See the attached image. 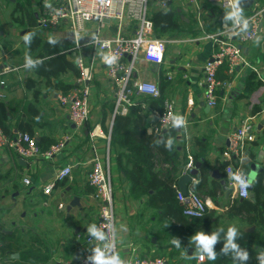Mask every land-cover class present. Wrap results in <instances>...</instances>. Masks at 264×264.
Instances as JSON below:
<instances>
[{
    "label": "crops",
    "instance_id": "1",
    "mask_svg": "<svg viewBox=\"0 0 264 264\" xmlns=\"http://www.w3.org/2000/svg\"><path fill=\"white\" fill-rule=\"evenodd\" d=\"M52 1L0 0V78L4 81L0 86V102L5 104V123L11 130L9 136L3 134L6 137L15 136L21 131L17 129V122L23 121L42 150L67 138L61 150L54 155L28 160L0 143V231L13 233L9 252L5 256L0 255V264H78L80 258L90 251L91 245L85 241V236L89 227L97 223L98 203L86 178L94 151L105 160L107 146L117 251L122 263L134 254L139 257L163 256L167 264H204L205 259L200 261L199 253H195L197 241L193 237L197 232L204 233L206 230L201 228L186 238H179L175 232L163 226L160 210L147 205V193L134 196L130 192L129 180L118 169L117 155L122 154L121 163L129 168V154L125 146L110 141L113 87L106 78L100 57L97 56L91 82L89 117L82 126L70 122L65 109L56 101L58 93L76 85L78 76L64 72L47 79L38 76L32 65L26 66V57L33 60L34 55L43 51L42 45L33 50L27 48L24 44L26 34H31V37L36 35L42 41L49 37L69 41L66 57L75 62L73 38H68L70 31L65 22L55 29L38 26L37 19L45 3ZM197 1L198 13L187 0H170L168 3L167 7L176 9L182 29L176 37L169 36L172 32L158 36L153 33L165 42L158 45L154 54L149 49L140 53L133 76L137 80L156 83L160 96L153 98L133 94L132 99L143 113L156 120V112L161 110L162 101L173 100L174 118L182 117L185 123L182 127H173L172 121L166 128L172 127L169 140L172 141L174 156L170 161H161L160 155L157 156L153 160L154 171L173 178L172 185L180 189L178 179L185 173L187 156L190 155L192 160L194 155L197 156L193 167L197 164L198 170L193 176L198 182L201 169L199 162L206 169V181L195 186L197 182L187 180L184 187L191 186L210 201L207 210L212 209L217 216L211 228L228 229L235 226L237 231L241 230L243 235H247L244 239L246 247L249 233L258 234L250 242L256 255L252 260L236 263L256 264L264 257V222H258L257 212L250 213L251 218H246L245 215L228 210L227 206L235 197H232L231 192L225 195L219 178L212 177L211 172L217 169L220 179H225L224 166L228 163L239 165L247 177L254 169L252 189L249 190L254 199H248L261 200L264 196V0H253L251 7L243 9L242 18L260 10L261 27L255 37L238 43L246 61L244 66L236 67L232 73L225 72L224 67L218 69L217 78L221 84L216 92L217 103L214 106L206 103L203 87V65L210 58L213 47L211 41L202 38L201 34L218 31L223 25H229L232 19L226 17L231 11L217 1ZM156 9L160 8L151 4V13ZM33 20L35 24L31 25ZM181 20L189 22V25L182 24ZM108 32L112 33L113 29L109 28ZM81 51L87 54L86 43ZM31 80L33 85L27 87L26 84ZM159 99L161 101L157 108L151 100ZM29 104L32 109L28 110ZM243 119L249 123L251 128L248 133L252 137L246 140L240 161L234 158L228 160L223 156L228 146V136ZM153 127L154 123L148 125L147 132L159 135V138L166 132H154ZM94 129L97 135L92 136L90 132ZM66 164L72 166L71 178L55 184L49 195L43 193L42 185ZM259 176L257 197L253 186ZM24 177H29L31 183L24 184ZM215 186L216 200L208 194ZM74 196L79 198V206H70L67 210L66 206ZM173 239L178 240L179 247L172 243ZM26 248L35 251L38 258L32 262L19 259V252ZM15 253L18 256L12 257Z\"/></svg>",
    "mask_w": 264,
    "mask_h": 264
},
{
    "label": "built area",
    "instance_id": "2",
    "mask_svg": "<svg viewBox=\"0 0 264 264\" xmlns=\"http://www.w3.org/2000/svg\"><path fill=\"white\" fill-rule=\"evenodd\" d=\"M53 0L43 7L38 26L43 29H55L65 22L66 28L73 35V50H75V64L79 75L77 83L67 91L56 95L57 103L63 107L68 119L76 126L86 124L89 117V98L91 82L95 69L97 56L103 62L107 80L113 87V116L125 114L131 105H134L133 94L148 95L153 98L160 96L158 85L154 82L137 80L134 76L136 71V60L144 49H149L151 54L158 50V45L165 42L163 39L153 35L154 26L151 18L150 6L155 4L158 8H166L170 0ZM199 12L197 0H187ZM217 1L223 8L233 11V0ZM259 11H254L250 16L242 18L239 23L231 20L229 25H223L222 29L214 32H205L201 37L211 41L213 50L211 56L203 65V87L204 99L209 106L217 103V89L221 81L217 78L219 67L224 65L227 73H232L240 65L244 66L246 61L242 55L238 43H244L255 37L261 22ZM107 19V22L104 21ZM248 21L247 29L243 27V21ZM113 32L109 33L108 29ZM91 36L87 42L88 51L81 53L83 44L79 38ZM86 56V57H85ZM115 57L112 64L105 62V57ZM6 70V68H5ZM254 70V69H253ZM4 81L0 78V86ZM1 95V94H0ZM175 107L173 100L164 99L162 108L156 112L157 120L153 131L160 132L168 128L174 118ZM250 125L246 119L228 136V146L223 151V156L228 160L232 158L242 159L246 140L251 139ZM91 135H97L92 130ZM101 133V132H99ZM108 138V137H107ZM66 137L42 150L33 136L27 132L19 131L13 137H6L0 129V143L6 145L10 150L22 158L28 160L37 156L49 157L59 152L64 146ZM193 167V160L187 156L185 173ZM72 166L63 165L54 173V177L42 185L43 193L49 195L57 182L70 179ZM225 181L231 188V195L235 198H248L249 189H241L233 181L234 175L241 179H247L246 174L239 165L228 163L224 166ZM87 183L93 188V196L98 203V220L94 225L96 229L104 234V240H98L89 233L85 241L91 245L90 251L84 254L78 264H93L89 257L100 249L106 256L117 255V242L115 235V209L113 204V189L110 176V163L108 146L106 148L105 160L101 159L94 151L91 166L87 173ZM190 182L196 183L197 178L190 175ZM24 184L31 183L29 177L23 178ZM176 198L182 206V212L186 216H201L209 206V200L200 196L189 186L181 191L177 185H172ZM122 264H167L163 256L139 257L131 254ZM261 264V259L256 263Z\"/></svg>",
    "mask_w": 264,
    "mask_h": 264
},
{
    "label": "trees",
    "instance_id": "3",
    "mask_svg": "<svg viewBox=\"0 0 264 264\" xmlns=\"http://www.w3.org/2000/svg\"><path fill=\"white\" fill-rule=\"evenodd\" d=\"M244 9V8H242ZM151 18L154 26L155 35H161L163 33L175 32L180 23L178 22V15L175 8L166 7L156 9L151 13ZM182 24L189 25V22L181 20ZM35 24V20L31 21V25ZM55 43H49L48 40L42 41L38 36L31 37V42L28 43L24 40V44L27 48L33 50L42 45V50L34 55L33 61H42V63H35L32 65L38 76L44 78H53L59 76L64 72H71L73 75L78 76L79 70L75 62L69 60L66 48L70 45L69 41L52 38ZM224 67L221 66L220 69ZM218 70V71H219ZM220 76V75H219ZM27 87L33 85V80L28 82ZM159 100H151V103L159 108ZM27 109H32V105H27ZM5 104L0 102V129L1 131L9 136L11 130L5 123L6 113ZM34 114H37L34 113ZM155 117L151 118L143 113L140 108L134 104L128 108L125 114H116L113 116L112 127H111V143H117L120 146H125L128 150V160L130 163L129 168L121 163L119 153L116 157L117 167L122 171L126 178L130 182V192L134 196H140L142 194H148L147 205L160 210V218L163 221V226L179 237L186 238L194 231L201 228L206 230L205 235H211L213 232L217 234V242L213 246L214 252L217 254L215 260H209L205 257L204 264H236L242 262L236 257V252L229 247L226 252H222L227 243V230L221 227L211 228V224L217 220L214 211L207 210L201 216L193 217L186 216L182 212V206L176 198L175 190L172 187L173 178H167L160 171L153 168V160L160 155L161 161H170L174 156L173 147H166L169 137L171 136L170 131L172 127L167 129L160 138L159 135H154L152 132H147L146 127L151 123H155ZM17 129L26 131L30 134V129L26 126V122H17ZM193 162H197V156H193ZM201 167L199 172V180L195 186H199L206 181V169L204 166ZM261 176L257 177L254 183V191L258 197V184ZM64 181V180H63ZM62 181H60L61 183ZM57 182L56 184H58ZM217 186L213 187L208 191V194L215 199V190ZM227 209L233 213L245 215L246 218H251L250 213L257 212L258 222H264V196L261 200L256 198L255 201H251L248 198H235L232 203L227 206ZM250 238L247 240V247L244 245V239L247 235H243L241 230L237 231L236 237L233 243L238 245V250L247 252L248 257L252 260V257L256 255L255 251L251 248L250 242L258 237L256 232L249 233ZM13 241V233H4L0 231V255L5 256L8 253L10 243ZM254 244V242H252ZM198 248V242H197ZM197 248L195 253H197ZM38 255L31 248L19 252V259L32 262L36 260ZM248 260V259H247ZM25 264V263H20Z\"/></svg>",
    "mask_w": 264,
    "mask_h": 264
},
{
    "label": "clouds",
    "instance_id": "4",
    "mask_svg": "<svg viewBox=\"0 0 264 264\" xmlns=\"http://www.w3.org/2000/svg\"><path fill=\"white\" fill-rule=\"evenodd\" d=\"M240 0H233L232 2V8L233 11L228 14L226 19H233L235 23H239L243 16V9L239 6ZM49 5L45 3V7H48ZM243 27L244 29H247L248 27V21H243ZM24 40L28 43L31 42V34H26L24 36ZM49 43H55L54 40H52L51 37H49ZM115 57H105V62H107L109 65L112 64ZM26 66L28 65H34L35 63H42V61H33L30 57H26ZM185 121L182 117L180 118H174L173 120V127H182L184 125ZM172 141L171 139L168 141L166 147L171 148ZM254 174H251L247 177V179H241L239 175L233 176V181L236 183L237 186H239L241 189H247L251 183H252V177ZM88 233L95 237L98 240H104V234L95 228V226H90L88 229ZM237 229L235 226H230L227 230V243L225 245V248L222 250V252H226L229 247H231L236 252V257H238L241 261L249 259L247 252H242L238 250V245L233 243L234 238L236 237ZM195 241L198 242V248L197 252L199 253V259L200 261H203L205 257L209 260H215L216 259V253L213 250V246L217 242V234L213 232L211 235H205L202 231H199L196 233L195 237H193ZM172 243L176 244L177 247H179L178 240L173 239ZM94 255L92 257H89L88 259H91L93 261V264H122V261L119 257V255H112V256H106L103 251L100 249L94 250ZM261 264H264V257L261 258Z\"/></svg>",
    "mask_w": 264,
    "mask_h": 264
},
{
    "label": "water",
    "instance_id": "5",
    "mask_svg": "<svg viewBox=\"0 0 264 264\" xmlns=\"http://www.w3.org/2000/svg\"><path fill=\"white\" fill-rule=\"evenodd\" d=\"M252 4H253V0H240V5L239 6L241 8H249V7L252 6ZM104 21L107 22V19H104ZM260 27H261V22L258 24L257 30H259ZM68 38L69 39H72L73 38V35H72L71 32H69ZM91 38L92 37L90 35L89 36H84V37L79 38L78 41H79L80 44H85V43L89 42L91 40ZM165 130L166 129H163V132ZM197 170H198V165L195 164V166L188 173H184L183 175H181L179 177L178 184L180 186V190L181 191H184L185 190V187H184L185 182L187 180H189L190 175L196 174L197 173ZM253 173H254V169H252V171H250V173L248 174V176L251 175V174H253ZM211 176L212 177L219 178V182L221 184V187L225 191V195L228 196V194L231 192V189L227 187L225 179H223V178L220 179V177H219L220 175L218 174L217 169H214L211 172ZM248 189L249 190L252 189V183L248 187ZM249 198L252 199V200L254 199V195H253L252 192L249 194ZM239 199L241 200L242 198H239ZM75 205L76 206H79V198L77 196L72 197V199L69 201V204L66 206V209L69 210L70 209V206H75ZM17 256H18L17 253H15V254L12 255V257H17Z\"/></svg>",
    "mask_w": 264,
    "mask_h": 264
},
{
    "label": "rangeland",
    "instance_id": "6",
    "mask_svg": "<svg viewBox=\"0 0 264 264\" xmlns=\"http://www.w3.org/2000/svg\"><path fill=\"white\" fill-rule=\"evenodd\" d=\"M151 2H152V1L150 0V1H149V5L151 4ZM181 29H182V27L179 26L178 29L176 30V32H172V33H170L171 35H169V36H171V37H172V36H175V37H176V34H178V32H180ZM21 213H23V211H21ZM28 213H29V212L27 211L26 214H28Z\"/></svg>",
    "mask_w": 264,
    "mask_h": 264
}]
</instances>
